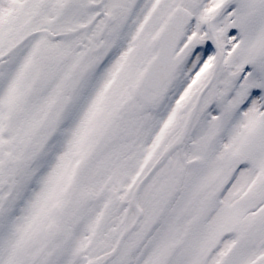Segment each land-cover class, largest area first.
Segmentation results:
<instances>
[{"label": "snow or ice", "instance_id": "6c2138e0", "mask_svg": "<svg viewBox=\"0 0 264 264\" xmlns=\"http://www.w3.org/2000/svg\"><path fill=\"white\" fill-rule=\"evenodd\" d=\"M0 264H264V0H0Z\"/></svg>", "mask_w": 264, "mask_h": 264}]
</instances>
